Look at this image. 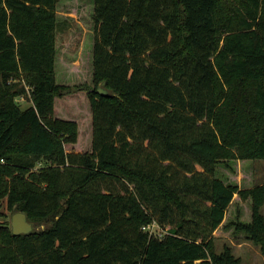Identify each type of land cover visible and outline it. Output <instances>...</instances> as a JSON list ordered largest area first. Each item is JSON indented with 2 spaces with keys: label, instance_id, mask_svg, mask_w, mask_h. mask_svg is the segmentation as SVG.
Listing matches in <instances>:
<instances>
[{
  "label": "trees",
  "instance_id": "trees-1",
  "mask_svg": "<svg viewBox=\"0 0 264 264\" xmlns=\"http://www.w3.org/2000/svg\"><path fill=\"white\" fill-rule=\"evenodd\" d=\"M90 1L92 79L67 85L60 0H0V218L34 227L0 221V264H242L221 227L264 255V184L217 176L264 160V0ZM77 112L90 151L67 149ZM236 196L250 219L226 220Z\"/></svg>",
  "mask_w": 264,
  "mask_h": 264
},
{
  "label": "rangeland",
  "instance_id": "rangeland-1",
  "mask_svg": "<svg viewBox=\"0 0 264 264\" xmlns=\"http://www.w3.org/2000/svg\"><path fill=\"white\" fill-rule=\"evenodd\" d=\"M58 17L61 22H66L63 32L57 34V79L61 84L80 85L90 83L92 79L91 72V41L93 40L94 24L92 20V6L90 0H60L57 7ZM22 81L20 78L17 82ZM105 89L103 86L99 89ZM108 91V90H107ZM110 94V91H108ZM77 101L85 102L84 96H74ZM65 102L66 99L64 100ZM21 109L29 107L30 102L25 97L17 99ZM65 103H63L64 105ZM75 117L69 114L72 119H76L84 125L81 132L80 142L74 148L67 147L68 150L74 149L77 152L90 151L91 136L88 129V118L82 117L83 113L77 112ZM230 167L220 165L217 169V176L228 183H237L240 188H250L258 184H264V160L257 161H238L231 162ZM233 169V171H232ZM236 196L234 203L229 207L226 220H243L250 219V203H241ZM1 212L5 215L6 220L11 226L14 211L7 209L6 200L2 202ZM264 214V207L262 208ZM4 218H0L3 221ZM47 223H36L38 230L48 226ZM149 225L146 228L151 235L163 236L165 232L158 226ZM215 240V250L220 253L223 248L230 247L233 254L239 257L242 264H264V255L260 249L253 245L249 240L240 237L237 238L232 234V230L226 231L221 227L217 232Z\"/></svg>",
  "mask_w": 264,
  "mask_h": 264
},
{
  "label": "water",
  "instance_id": "water-1",
  "mask_svg": "<svg viewBox=\"0 0 264 264\" xmlns=\"http://www.w3.org/2000/svg\"><path fill=\"white\" fill-rule=\"evenodd\" d=\"M103 85H105V83H103ZM98 92L101 95L109 94L108 91L103 88L99 89ZM11 227L14 235L29 234L34 229L33 224L27 220L26 214L22 212H16L12 216Z\"/></svg>",
  "mask_w": 264,
  "mask_h": 264
},
{
  "label": "built area",
  "instance_id": "built-area-1",
  "mask_svg": "<svg viewBox=\"0 0 264 264\" xmlns=\"http://www.w3.org/2000/svg\"><path fill=\"white\" fill-rule=\"evenodd\" d=\"M153 226H158V225L154 223V225H153ZM148 228H150V226H149ZM143 229H144V230H146V228H143ZM148 230H149V229H148Z\"/></svg>",
  "mask_w": 264,
  "mask_h": 264
}]
</instances>
